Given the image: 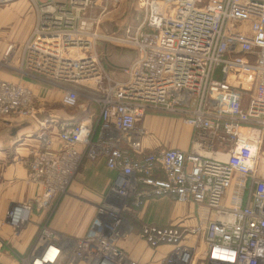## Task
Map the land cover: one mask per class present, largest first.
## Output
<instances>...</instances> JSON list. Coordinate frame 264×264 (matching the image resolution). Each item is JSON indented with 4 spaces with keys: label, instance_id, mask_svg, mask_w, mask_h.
Returning <instances> with one entry per match:
<instances>
[{
    "label": "built area",
    "instance_id": "1",
    "mask_svg": "<svg viewBox=\"0 0 264 264\" xmlns=\"http://www.w3.org/2000/svg\"><path fill=\"white\" fill-rule=\"evenodd\" d=\"M95 1L33 0L37 22L25 65L32 76L63 85L67 107L78 105L79 85L102 78L89 49L99 19L86 12ZM139 4L145 19L132 31L137 55L125 78L89 90L100 107L96 121L34 135L39 146L27 162L28 179L40 190L13 203L8 222L19 228L34 213L52 212L79 161L103 157L116 171L111 189L118 197H168L193 209L136 232L118 214L122 208L107 203L83 235L66 240L45 222L31 264H264V0ZM149 110L183 117L192 129L189 146L148 147L150 132L139 123ZM37 112L26 82L0 79V121ZM244 130L259 135L252 141ZM129 238L153 251L151 261L122 246Z\"/></svg>",
    "mask_w": 264,
    "mask_h": 264
},
{
    "label": "crops",
    "instance_id": "2",
    "mask_svg": "<svg viewBox=\"0 0 264 264\" xmlns=\"http://www.w3.org/2000/svg\"><path fill=\"white\" fill-rule=\"evenodd\" d=\"M36 22L37 10L33 0H0V57L10 43H26L32 34ZM0 78L17 82H28L33 87L36 96L39 98L38 100L42 102V85L31 83L15 70L2 71L0 69ZM39 112L43 113L44 109L42 110V107H40ZM49 114L54 119H49V117L44 119L48 122V127L43 125V119L41 120L38 115L36 118L10 116L0 121V238L4 243L3 247L0 248V264H31L29 257L35 245L34 240L40 226L45 222H48L49 226L55 229L62 239L66 240L83 235L93 220L92 211L80 212L79 200L74 198L67 199L69 198L67 197L60 201L55 212L34 213L30 221L23 225L20 230H17L19 228H14L8 222L7 211L10 206L13 203L24 202L34 197L40 190L39 185L28 179L27 162L31 157V151L39 146L34 134L45 127L54 134L58 132L56 120L60 119L61 121L62 114L56 110H52ZM98 117L99 112L87 109L85 115L70 119L67 123L88 119L96 121ZM158 118L162 119L163 129L156 133L154 125ZM176 120L170 116L147 112L139 123L140 126L145 127L150 132L145 139V144L150 148L164 146L162 143L187 148L190 144L191 133L189 134V140H185L184 143L178 142L176 136V138L166 137V134L169 133L168 129L172 127V123ZM187 128L190 132L192 131L190 126ZM86 161L88 167L87 175L94 173L98 177L105 178L110 172L113 174V180L115 179L116 171L109 170L103 157L96 159L88 157ZM83 175L84 171L81 170L79 172L80 178L78 179L81 182ZM80 185L82 184L78 182L79 187ZM182 206L184 205L182 204ZM183 213L179 215L183 217L187 214V212L186 214ZM178 216L173 217V220L178 219ZM132 239L133 241L131 242L129 239L123 241L122 246L130 251L131 245L135 247L137 245L135 249H139L141 245V248H145V253L130 252L136 258L140 256L145 261H151L153 251L146 248V244L143 241L137 238Z\"/></svg>",
    "mask_w": 264,
    "mask_h": 264
},
{
    "label": "rangeland",
    "instance_id": "3",
    "mask_svg": "<svg viewBox=\"0 0 264 264\" xmlns=\"http://www.w3.org/2000/svg\"><path fill=\"white\" fill-rule=\"evenodd\" d=\"M56 1L68 2L69 0ZM139 1L140 0H96L86 12L89 17L99 19V21H96L93 25V28L97 32L95 37L91 39L89 49L92 54L97 57V65L102 74V78L98 80V82L88 85L81 84L78 86L79 97L78 105L76 107H67L62 104L61 95L63 94V85L52 84L30 74L25 65L26 53L28 55V48H26L27 43H10L8 48L6 47L4 53L0 57V69L2 71L15 70L19 75L24 79L29 80L31 83L42 85V102H40L33 87L27 82L33 90L35 106L39 110L40 107H42V110L44 109L43 113L39 112V110L37 112V115L41 117V120L43 119V125L48 127V122L44 119H48V117L49 119H54L49 114L52 110H56L62 114L61 121L60 119L56 120L58 130H60L61 125L68 120L85 115L87 109H90L91 111L95 110L97 113L100 111L99 104L91 98L89 90L93 91L95 86L105 89V84L110 80H122L126 76V70L136 58L135 48L130 42L133 37L132 31L145 19V10L144 8H141ZM7 50L10 51L7 52ZM148 112L177 119L172 123V127L168 129L169 133L166 134L167 138L177 137L178 142L184 143L185 140H189L190 135L192 137V131L190 132L187 128L188 125L180 115L157 110H149ZM162 124V119L158 118V121H156L154 125L156 133L163 129ZM258 135L259 133H256L257 137ZM162 145L170 146V144L166 143H162ZM86 158L88 157L85 156L79 161V165L73 176L72 184L66 190L59 192L56 195L52 206L54 212L61 200L63 201L67 197H69L67 199L74 198L79 200L80 212L87 210L92 211V221H95L101 217V214L98 213V208L109 203L110 205L122 208L118 214L134 221L135 231L137 232L140 226L145 222L159 224L170 223L173 221V217L178 216L183 212V214H186V212L188 213L193 209V206L189 203H182L175 199H169L168 197L149 198L147 200L139 201L136 197L137 195L133 193L127 197L120 198L111 189L113 174L109 172L108 175L105 174L107 175L105 178L98 177L94 173L87 175L88 167ZM81 170L84 171L82 182L78 180L80 178L79 172H81ZM78 182L82 184L80 187L78 186ZM182 204L184 206H182ZM179 216L178 218H182V215ZM22 226L17 230L23 228ZM39 235L40 231L37 233L34 243ZM124 240L125 239L120 243L123 244ZM129 241L131 242L133 239L129 238ZM136 247L131 245L130 251H136L142 254L145 253L146 250L145 248H141V245L139 249H135Z\"/></svg>",
    "mask_w": 264,
    "mask_h": 264
},
{
    "label": "bare ground",
    "instance_id": "4",
    "mask_svg": "<svg viewBox=\"0 0 264 264\" xmlns=\"http://www.w3.org/2000/svg\"><path fill=\"white\" fill-rule=\"evenodd\" d=\"M10 50H7V52H9ZM0 79H2V78H0ZM5 80H7V79H5ZM63 95V94H62ZM62 99V98H61ZM244 133L247 135V136H250V139L252 140V141H254L255 139H256V132H252L253 134H250L249 135V133H248V130H244ZM20 228V227H19ZM133 256V255H132ZM134 257V256H133ZM136 258V257H135Z\"/></svg>",
    "mask_w": 264,
    "mask_h": 264
},
{
    "label": "trees",
    "instance_id": "5",
    "mask_svg": "<svg viewBox=\"0 0 264 264\" xmlns=\"http://www.w3.org/2000/svg\"><path fill=\"white\" fill-rule=\"evenodd\" d=\"M135 52H136V55H137V51H136V49H135ZM132 223H133V224H135V222H134V221H132Z\"/></svg>",
    "mask_w": 264,
    "mask_h": 264
}]
</instances>
